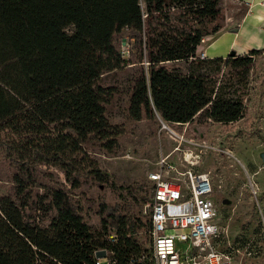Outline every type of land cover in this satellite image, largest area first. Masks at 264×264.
Masks as SVG:
<instances>
[{"label": "trees", "instance_id": "16d2710c", "mask_svg": "<svg viewBox=\"0 0 264 264\" xmlns=\"http://www.w3.org/2000/svg\"><path fill=\"white\" fill-rule=\"evenodd\" d=\"M225 18L223 0H0V163L13 169L12 194L0 195V264H96L101 252L139 264L151 252L150 219L102 205L94 233L60 174L72 190L84 176L107 182L86 145L115 153L125 134L107 117L118 89L102 81L113 72L135 71L133 120H241L264 50L198 56Z\"/></svg>", "mask_w": 264, "mask_h": 264}, {"label": "rangeland", "instance_id": "374dc122", "mask_svg": "<svg viewBox=\"0 0 264 264\" xmlns=\"http://www.w3.org/2000/svg\"><path fill=\"white\" fill-rule=\"evenodd\" d=\"M228 8V16L239 13ZM126 36L124 31L120 38L126 43L123 51L127 55ZM202 44L200 57L205 55L210 41ZM256 63L247 89V112L230 124H214L201 117L185 125L166 124L158 116L133 120L129 107L135 71H117L103 78L105 86L118 89L107 105V117L112 124L125 128L115 153L94 143L86 145L107 182L97 183L84 176L81 187L72 190L60 174L65 188L73 194L78 212L94 233L100 227L102 205L116 208L143 224L149 220L153 187L149 175L157 170L159 161L168 158L181 172L193 169L212 178L221 227L215 248L228 254L235 264H264V54L256 57ZM192 140L202 147L191 145ZM12 174V168L0 163V195L12 194ZM140 237L149 248L146 227ZM188 248L187 243L178 245L183 253ZM101 264H111L108 255L101 257Z\"/></svg>", "mask_w": 264, "mask_h": 264}, {"label": "built area", "instance_id": "2783aa9c", "mask_svg": "<svg viewBox=\"0 0 264 264\" xmlns=\"http://www.w3.org/2000/svg\"><path fill=\"white\" fill-rule=\"evenodd\" d=\"M190 144L202 147L194 140ZM149 180L153 184L148 204L152 248L149 254H141L139 264H235L214 246L221 234L220 213L208 173L181 172L163 158ZM186 243L188 250L179 251L178 245ZM96 264H101L100 257Z\"/></svg>", "mask_w": 264, "mask_h": 264}, {"label": "crops", "instance_id": "0c3cea01", "mask_svg": "<svg viewBox=\"0 0 264 264\" xmlns=\"http://www.w3.org/2000/svg\"><path fill=\"white\" fill-rule=\"evenodd\" d=\"M223 1L226 5L223 29L206 39L210 41L205 51L206 58H227L233 51L237 55H244L251 50H264V0ZM228 6L239 13L228 16Z\"/></svg>", "mask_w": 264, "mask_h": 264}, {"label": "water", "instance_id": "95a60500", "mask_svg": "<svg viewBox=\"0 0 264 264\" xmlns=\"http://www.w3.org/2000/svg\"><path fill=\"white\" fill-rule=\"evenodd\" d=\"M123 44L126 45L125 42H123ZM230 55H231V56H235V55H236V52L233 51V52L230 53ZM262 158H263V161H264V154H263V157H262ZM98 257H100V258H101V257H106V255L100 253V254L98 255Z\"/></svg>", "mask_w": 264, "mask_h": 264}]
</instances>
